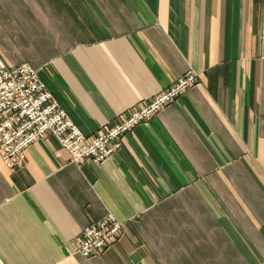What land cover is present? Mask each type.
I'll return each mask as SVG.
<instances>
[{
	"label": "crops",
	"instance_id": "obj_1",
	"mask_svg": "<svg viewBox=\"0 0 264 264\" xmlns=\"http://www.w3.org/2000/svg\"><path fill=\"white\" fill-rule=\"evenodd\" d=\"M0 58L86 136L199 76L101 165L53 136L0 157V264H264V0H0ZM108 214L120 237L74 255Z\"/></svg>",
	"mask_w": 264,
	"mask_h": 264
},
{
	"label": "built area",
	"instance_id": "obj_2",
	"mask_svg": "<svg viewBox=\"0 0 264 264\" xmlns=\"http://www.w3.org/2000/svg\"><path fill=\"white\" fill-rule=\"evenodd\" d=\"M198 82V74L189 71L152 100L120 116L114 124H106L95 135L86 136L48 90L38 70L29 64L9 66L0 58V157L10 169H22L27 149L53 136L73 163L92 161L101 165L121 150L127 134L174 104ZM122 231L123 224L108 214L72 241L73 254L96 257Z\"/></svg>",
	"mask_w": 264,
	"mask_h": 264
},
{
	"label": "rangeland",
	"instance_id": "obj_3",
	"mask_svg": "<svg viewBox=\"0 0 264 264\" xmlns=\"http://www.w3.org/2000/svg\"><path fill=\"white\" fill-rule=\"evenodd\" d=\"M155 117H156V116H155ZM155 117H154V118H155ZM151 120H152V119H151ZM148 122H149V121H148ZM145 123H146V122H145ZM90 225H91V224H90Z\"/></svg>",
	"mask_w": 264,
	"mask_h": 264
}]
</instances>
